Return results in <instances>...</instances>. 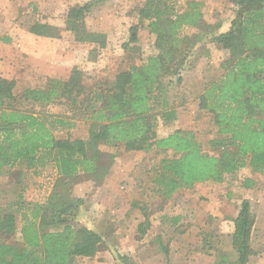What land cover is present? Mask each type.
<instances>
[{
	"label": "trees",
	"instance_id": "1",
	"mask_svg": "<svg viewBox=\"0 0 264 264\" xmlns=\"http://www.w3.org/2000/svg\"><path fill=\"white\" fill-rule=\"evenodd\" d=\"M104 1L86 0L65 14V29L73 40L94 45L87 52L89 59L105 47L107 36L86 27V12ZM227 1L232 3L228 28L201 31V2L188 0L177 11L166 0H144L136 10L138 22L129 27L128 41L123 43V49L137 53L139 61L112 80L99 79L87 86L84 71L74 65L66 78L48 77L43 87L16 92L15 80L0 73V174L17 168L19 175L23 169L48 163L56 169L45 201H27L18 194L0 209V264H77L78 258L95 256L103 236L87 226H74L81 200L71 191L79 179L99 184L107 175L115 154L109 153V167L103 170V156L108 153L101 145L175 153L159 161L152 177L155 191L164 199L196 183L222 182L225 175L244 167L264 173V0ZM141 25L154 35L150 52L135 45ZM186 27L197 32L187 34ZM27 30L51 38L60 34L56 26L39 21ZM207 41L226 52L219 64L221 75L197 95L198 108L211 115L216 128V136L209 140L214 154L202 149L191 130L178 128L163 136L156 132L158 121L169 125L177 119V108L185 103L181 93L176 98L182 73L194 47ZM52 107L61 111L52 112ZM76 118L87 123L86 138L56 135V130L68 131ZM254 184L249 177L242 182L247 188ZM254 221L250 202L242 199L230 239L236 259L220 252L216 264L248 262L255 254ZM148 223L144 214V222L137 225L139 235ZM114 257L119 264H129L124 255Z\"/></svg>",
	"mask_w": 264,
	"mask_h": 264
},
{
	"label": "rangeland",
	"instance_id": "2",
	"mask_svg": "<svg viewBox=\"0 0 264 264\" xmlns=\"http://www.w3.org/2000/svg\"><path fill=\"white\" fill-rule=\"evenodd\" d=\"M68 1L70 0H66L67 3ZM72 1L78 4V0ZM143 1L106 0V4L98 3L86 12L85 24L89 30L103 32L96 28L102 25L106 31L114 32L117 45H122L121 48L115 49L106 44L98 50L95 59H89L87 53L94 45L75 42L70 31L65 29V14L71 7L70 3L68 5L58 3V11L53 15L37 10L26 11L29 6H25V12L20 13L15 21L21 28L36 21L56 26L60 31L59 36L54 38L57 49L69 51L70 55L73 53V66L77 65L84 71V83L92 86L99 79L112 80L118 71L132 63H138V54L125 51L122 43H127L129 26L136 22V10ZM198 1L201 2L203 11L201 31L209 28L223 31L228 28L232 17V3L227 0H212L206 5L203 2L210 0ZM166 2L174 6L175 10L181 11L185 8L187 0ZM122 18L124 21L120 24ZM0 24L3 29V20ZM9 29L7 27L3 33H8ZM185 32L191 34L197 30L186 27ZM137 35L135 45L143 51L150 52L154 35L150 34L145 26L139 28ZM17 49H19L17 46L11 44L0 49V71L3 76L6 74L16 76L12 79L16 81L15 91L19 92L32 84L24 82L29 79L24 74L26 54L19 50L20 58L16 56L12 58L18 53ZM225 56L224 50L208 41L194 47L189 55L187 67L182 73V85L176 90V98L179 100L181 93L185 100L184 105L177 108L182 117L169 125L158 121L156 125L158 136L178 128L191 130L202 149L214 154L209 140L216 136V128L211 115L198 108L197 95L206 83L221 75L219 64ZM10 59L14 61V65L21 66L20 70L8 62ZM41 77L42 75L38 76L36 73L34 78L38 81ZM63 77L66 76H59ZM38 86L39 83H36L35 87ZM51 110L61 111L58 107H52ZM74 122L68 131L56 130V135L66 136L69 133L73 138L85 136L87 123L78 118ZM109 148L104 147L108 154L103 156L102 169L106 170L109 167L110 152L115 153L118 164L113 174L104 176L107 177L106 183L96 188L95 185L92 187L90 185L93 180L79 179L76 182L78 189L76 187L75 193H71L73 197L81 200L80 209H77L73 222L74 226H87L103 236L95 256L78 258L77 264H119L114 257L115 253L127 257L129 264H216L220 252H224L229 260L234 261L236 253L231 247L230 240L233 219L237 215L241 200L245 198L249 200L255 218V229L251 236V247L255 254L249 257L246 264H264V173L250 175L254 177L251 178L255 184L248 187L249 189L242 185L243 180L247 178L244 176L246 173H242L240 177L225 175V179L219 183L214 181L196 183L192 188H181L175 192V196L164 199L155 191L152 177L159 161L162 158L177 156L175 153L170 150L162 153L151 150L145 152L140 161L132 167L133 160L136 162V159L125 156L122 146ZM6 175H10L18 184L11 188L10 184L4 182ZM0 180V209L3 210L16 200L18 194H22L27 201H45L52 183L56 180V169L53 164L48 163L45 166L23 169L22 174L18 175L17 168H14L5 175L0 174ZM76 183L72 186V192ZM144 214L147 215L149 223L141 236L137 232V225L144 222ZM17 224L19 226V221Z\"/></svg>",
	"mask_w": 264,
	"mask_h": 264
},
{
	"label": "crops",
	"instance_id": "3",
	"mask_svg": "<svg viewBox=\"0 0 264 264\" xmlns=\"http://www.w3.org/2000/svg\"><path fill=\"white\" fill-rule=\"evenodd\" d=\"M81 1H86V0H78V4H81ZM211 1L212 0L205 1L203 3L208 5V4H210ZM105 2L106 1H104L102 3L106 4ZM58 3H62V4L65 3L66 5H68L70 3V6L75 5L74 4L75 1H72V0L68 1V3L66 2V0H0V21L3 20V22H4V28L3 29H1V24H0V49H2L3 47H6L7 44H11V46H15V47L17 46L19 48V49H17L18 53L13 55L12 58H14L15 56L17 58H20L19 50L23 51L26 54L27 62L24 63V67H25L24 68V72H25L24 74L29 79L24 80V82H26V84H32L30 86L29 85H26V86L35 87V84L39 83L38 87H43L45 82H46V79L48 77H57V78H59V76L68 77V75L70 74V71L73 67V64H74V62H73L74 59H73V55H72L73 53L70 55L68 53L69 51L65 52V51L58 50L57 45H56V41L54 38L45 37V36H38V35L32 34L27 30L28 26L21 28V27H19V24H17L15 21L20 13L25 12L24 11L25 6H29L26 8V11L37 10V11H40L43 13L45 12L46 14H49V15H53V14H56L58 11V8H59ZM102 3H100V4H102ZM22 6H23V8L20 9V7H22ZM64 7L65 6H62V8H64ZM123 19L124 18H122L120 24H123V22H122V21H124ZM97 21L98 20H96V22ZM137 22H138V19L136 20V22H134V24H136ZM7 27L10 28L9 32L3 33V30H5ZM96 28L98 30L103 31V33H105V34L107 33V35H106L107 36V43L106 44L109 47L112 46V47H115V49L122 47L121 44L117 45V41L115 40V33L114 32L106 31L105 30L106 28L102 25H99ZM113 33H114V35H113ZM4 38H7V40H5ZM18 45H20V47ZM8 62L11 63L12 66H15V69L20 70L21 66L14 65L15 63L12 59H10V61L8 60ZM0 73H1V71H0ZM36 73L38 76L42 75V77L38 81H36L34 78V77H36ZM3 77L8 78V79H12V78H15L16 76L6 74V76H3ZM66 77H63V78H66ZM27 82H29V83H27ZM179 113L180 112L177 109V113H176L177 114V120H179L182 117ZM86 137H87V132H86L85 136L78 137V138H86ZM104 147L108 148L109 146H105V145L100 146V149L105 152L107 149L105 150ZM110 148H113V147H110ZM123 151H124L123 153L125 156L135 157L136 162H134V160H133L132 167L140 161V159L144 156V153H145L143 151H126L124 149H123ZM107 152H110V151H107ZM110 153H112V152H110ZM116 158H117L116 156L113 157V161H112L110 169L107 173L108 174L107 177L109 175L113 174L114 171H116V165L118 164V161ZM11 170L13 171L14 168H12ZM5 173H8V172H5ZM5 173H3V174L5 175ZM242 173H246V175H244L245 177H249V178L252 177V176H250V175H252V173L250 172V169L248 167L241 168L234 175H237L238 177H240V175ZM234 175H232L230 177H233ZM106 178H104L103 181L99 184H96V183L94 184L93 182H91L90 183L91 187L93 185H95L96 188L100 187L101 185L106 183V181H107ZM252 178H254V177H252ZM5 180L6 181H4V182L7 183L8 185L10 184L11 188L14 187V185L17 183V181H14V179L11 178L10 175H6ZM84 183H87V182H84ZM52 186H53V183H52ZM52 186L50 188V191L52 189ZM8 187H10V186H8ZM75 188L78 189V183H76L73 192L71 191L72 194L75 193ZM50 191H49V193H50ZM175 195H176V193H174L172 195V197ZM245 199H247V198H245ZM254 229H255V221H254L252 232ZM251 236H252V234H251Z\"/></svg>",
	"mask_w": 264,
	"mask_h": 264
}]
</instances>
